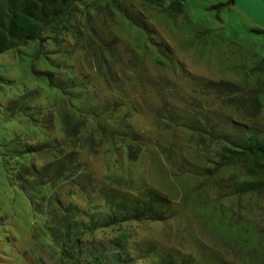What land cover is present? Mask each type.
Returning a JSON list of instances; mask_svg holds the SVG:
<instances>
[{"label": "rangeland", "instance_id": "374dc122", "mask_svg": "<svg viewBox=\"0 0 264 264\" xmlns=\"http://www.w3.org/2000/svg\"><path fill=\"white\" fill-rule=\"evenodd\" d=\"M125 1L144 11L157 31L152 36L167 41L173 48V59L161 54L152 44L148 32L134 25L107 0H86V5L82 4L80 8L84 28L92 22L98 34L93 33V38L90 29H86L82 36L80 33L74 38L71 36L70 44L76 47L72 54L62 56L68 64L63 75L88 73L89 86L96 84L107 96L123 102L126 108L136 106L132 117L148 137L137 156H130L121 137L107 131L103 133L96 120L81 123L82 116L64 96L38 74L31 73L32 65L35 69H48L50 64L31 57L35 46L27 44L23 34L34 31L32 21L16 15L12 39L0 27V76L14 79L13 82L0 79V264H68L79 252L76 242L68 234V241L63 243L65 255L47 237V226L13 178L10 166L15 159H7L12 158L9 143L17 136L21 143L43 141L46 135L64 138L66 132L62 120L71 115L70 122L78 126L80 133L84 129L90 131V136L82 140L83 156L97 182L108 181L134 190L149 183L171 193L179 202L174 216L168 220L103 229L91 237H115L127 233L133 241L153 243L176 256L187 253L208 262L223 259L243 264L252 259L254 264H264V242L251 252L241 249L240 245L222 236L213 223L204 221L207 213H212L214 219L236 222L247 219L264 231V193L233 199L223 195L221 181L233 174L234 169L221 172L209 182L190 174L189 161L208 164L207 157H213L214 146L208 147L209 143L205 145L198 137L191 139L184 129L164 124L155 112L165 101L181 107L187 105L188 100L198 99L212 109L234 116L244 114L235 106L227 105L215 93L195 91L187 79L192 73L215 80L235 81L250 89L258 88L262 108L257 118L264 123V0H186V13L180 16L163 11L148 0ZM221 3L224 5L216 7ZM83 9L86 10L84 13ZM3 19L4 13L0 12V22ZM99 37L100 40L101 37L111 39V48H97ZM55 53L52 52L59 55ZM25 90L35 91L28 101L31 105L28 111L34 113L37 122L27 115L7 114L9 100ZM173 146L183 155L176 153L174 159L165 158L167 162L157 158L163 148ZM53 156L45 151L31 159L48 162ZM166 168L181 178L180 187L169 179L172 172ZM202 185L204 188H198ZM186 189H192L193 193L186 195ZM196 192L198 197L195 199ZM61 194L68 199L74 194L80 202H84L87 195L75 180L65 179L61 181ZM103 260L94 264H107L106 259ZM141 264H149V261L143 260Z\"/></svg>", "mask_w": 264, "mask_h": 264}, {"label": "trees", "instance_id": "16d2710c", "mask_svg": "<svg viewBox=\"0 0 264 264\" xmlns=\"http://www.w3.org/2000/svg\"><path fill=\"white\" fill-rule=\"evenodd\" d=\"M148 1L174 16L186 13V0ZM107 2L122 12L134 25L145 29L159 52L170 60L173 59V48L167 41L152 36L157 31L142 9L137 10L134 4L133 7L129 6L125 0ZM82 4L86 5V0H0V12L4 13L0 27L11 37L16 15L20 14L32 21L35 24L34 31L23 34L25 42L31 47L35 46L31 57L33 60L40 58L49 61L50 64L48 69H35L32 65L31 73L38 74L41 79L48 81L50 86L55 87L68 104L82 116L81 123L96 120L103 133L107 131L121 137L130 156H137L147 143L148 137L137 127L132 117L136 106L126 108L123 102L107 96L96 84L89 86L91 83L87 82L90 80L88 73L76 75L68 72L67 76L63 75V69L68 67V64L62 56L72 54L76 47L70 44L71 36L74 38L78 33L82 36L86 29H90L93 38V33L98 34L92 22H88L84 28L85 20L81 18L80 9ZM222 5L224 4H218L216 7ZM84 10L83 13L86 11ZM89 44L93 47V43ZM111 46V39L101 37L97 48L102 50ZM54 51L59 55H53ZM0 79L14 81L5 76H0ZM187 79L195 91L215 93L222 101H226L227 105L235 106L238 111L242 110L244 113L234 116L203 105L198 99L188 100L187 105L181 107L168 101L156 107L159 121L170 127L184 129L191 139L198 137L205 145L209 143L208 147L214 146L211 152L213 157H207L208 164L189 161V173L209 182L221 172L234 169L233 174L225 180L221 179L223 195L233 199L264 193V123L257 118L262 108L258 88L250 89L235 81L215 80L192 73ZM34 92L25 90L13 96L9 100L7 114L27 115L37 122L34 113L28 111L31 109L28 101ZM71 119L72 115L62 120V127L66 132L64 138L46 135L43 141L21 143L17 136L9 143L12 158H7L15 159L14 164L10 166L13 178L29 198L34 212L47 226V237L60 247L64 255L63 243L68 241V236L76 242L79 252L77 256L73 255V262L70 260L68 264H94L104 258L107 264H141L143 260H148L149 264H234L223 259L208 262L187 253L176 256L159 249L153 243L133 241L127 233H120L115 237H91L103 229L122 228L136 222L168 220L174 216L179 202L171 193L149 183L134 190L129 186L120 187L108 181L97 182L83 156L82 140L90 136V131L84 129L80 133L78 126L70 122ZM174 148H163L157 158L166 161L165 158L174 159L176 153L183 155ZM45 151L55 156L48 162L31 159V156H38L40 152ZM20 160L23 161L18 163ZM168 177L174 181L175 186H181V178L175 172L169 173ZM64 179L75 180V184L83 187L87 194L84 202L76 200L74 194L72 199L62 196L61 181ZM198 188L202 189L204 185ZM191 193L192 189H186V195ZM194 195L196 199L198 192ZM204 207L210 208L207 205ZM204 221L213 223V227L222 236L240 245L241 249L251 252L264 242V231L247 219L242 222L214 219L212 213H207ZM243 264L254 263L251 259Z\"/></svg>", "mask_w": 264, "mask_h": 264}, {"label": "crops", "instance_id": "0c3cea01", "mask_svg": "<svg viewBox=\"0 0 264 264\" xmlns=\"http://www.w3.org/2000/svg\"><path fill=\"white\" fill-rule=\"evenodd\" d=\"M255 16H256V17H258V15H257V14H256Z\"/></svg>", "mask_w": 264, "mask_h": 264}]
</instances>
